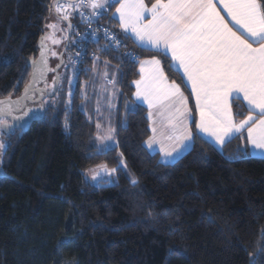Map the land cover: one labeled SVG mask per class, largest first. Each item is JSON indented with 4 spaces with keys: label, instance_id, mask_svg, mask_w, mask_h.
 Wrapping results in <instances>:
<instances>
[{
    "label": "trees",
    "instance_id": "16d2710c",
    "mask_svg": "<svg viewBox=\"0 0 264 264\" xmlns=\"http://www.w3.org/2000/svg\"><path fill=\"white\" fill-rule=\"evenodd\" d=\"M54 1L0 0V98L26 87L38 54L48 67L57 58L59 38L45 29ZM115 6L99 21L118 33L119 45L87 42L77 69L71 57L82 17L71 15L60 83L49 99L56 103L26 132L1 135L0 264H264V158L251 156L239 133L217 148L192 124L191 147L176 160L147 149V109L133 102L140 60L158 58L194 116L195 106L167 54L120 32ZM68 60L72 70L64 74ZM104 66L116 74L117 104L94 112L90 84ZM231 105L237 117L247 113L241 101ZM108 118L115 145L99 151L96 123ZM97 165L116 169V181H88L84 170Z\"/></svg>",
    "mask_w": 264,
    "mask_h": 264
},
{
    "label": "snow or ice",
    "instance_id": "6c2138e0",
    "mask_svg": "<svg viewBox=\"0 0 264 264\" xmlns=\"http://www.w3.org/2000/svg\"><path fill=\"white\" fill-rule=\"evenodd\" d=\"M117 2L120 26L126 32L130 30L141 44L170 52L171 60L183 69L195 97L198 120L188 108L179 85L174 81L168 83L160 60L141 61L135 96L145 101L149 109L169 102L168 111L160 115L166 117L169 129L164 138L175 144L171 150L161 147L164 156L172 157L178 151L176 145L182 148L186 141L193 140L190 123L220 146L239 133L253 149L264 152V0H222L230 21L225 20L213 0H155L151 7L144 0ZM108 3L109 0H80L78 5H57V11L61 7L83 6L92 8L95 15L96 9ZM63 19H68L66 11ZM32 66L34 80L48 70L43 52L41 60L32 61ZM241 95L249 111L257 110L258 115L250 114L237 122L230 100ZM13 103L0 101L4 106L0 107V113L10 114ZM0 126L12 127L3 119ZM152 131L156 133V128ZM155 142L153 136L146 143L151 148ZM4 147L0 143V149Z\"/></svg>",
    "mask_w": 264,
    "mask_h": 264
},
{
    "label": "rangeland",
    "instance_id": "374dc122",
    "mask_svg": "<svg viewBox=\"0 0 264 264\" xmlns=\"http://www.w3.org/2000/svg\"><path fill=\"white\" fill-rule=\"evenodd\" d=\"M80 2V0H77L75 2L72 3V5H78ZM113 3L112 0H109L108 5H106L103 8L98 9V12L101 13L103 11H108L111 8V4ZM116 7V6H115ZM114 7V9H115ZM119 7V5H118ZM81 8H86L88 14L92 15L93 13H89V9H91L90 7H77V8H70L69 11V15H74V14H79ZM112 11V14L115 15L117 14L119 17V14L116 13V9L115 11ZM57 11V8H56ZM57 13H59L57 11ZM120 21V20H119ZM49 25H55V28L49 27ZM46 32H48V34H51L53 36V34H57V37L59 38V45H57V48L54 49V53L55 54H59V52L61 51V49L64 46L65 43V39H66V35H67V29L64 26V24L62 23V21L57 17V15L50 10L49 14L46 18ZM119 30L120 31H124V29L119 25ZM56 37V38H57ZM54 38V37H53ZM69 57L70 54H68ZM56 57L55 59L53 58L52 64L50 66H53L55 64L54 61H56ZM103 68V67H102ZM101 68V69H102ZM100 69V70H101ZM72 68L70 66V62L69 60L67 61L65 67H64V74L67 71H71ZM92 72H96V66H94L92 68ZM70 73V72H69ZM68 73V74H69ZM71 75V73H70ZM94 79L91 80V88H90V95L89 97H91V105H93V110L94 112H97V108L100 109L102 108V111L104 109H106L107 112L109 111H114V108L116 106V100H117V93L118 90L117 89V79H116V74L115 72L113 73L112 71H108L107 67L104 66V68L101 71L100 76L98 77V80H96V74H94ZM53 76L50 75L49 79H51ZM52 80V79H51ZM69 83H70V87L71 89L74 87L75 85V76L72 74L70 76L69 79ZM57 99L55 98L54 100H47L45 101L46 104L50 103V104H54L56 103ZM97 118H100L101 115H98V113H96ZM96 121L97 119L94 118ZM110 119L108 118V121L106 123H96V127H97V135L94 138L96 145L98 147L99 151L105 150L109 147H112L115 145V127H113L114 123L109 122ZM109 136L111 137L109 139ZM120 165L122 167L125 168V163L123 161V159L120 162ZM114 168H110L107 167L106 165H97V166H91L89 168H87L86 170H84V175L87 178L88 181H90L93 184H97L99 183L101 180H106L108 183H113L114 181H116V175H115V171H111ZM95 176V179L93 178Z\"/></svg>",
    "mask_w": 264,
    "mask_h": 264
},
{
    "label": "crops",
    "instance_id": "0c3cea01",
    "mask_svg": "<svg viewBox=\"0 0 264 264\" xmlns=\"http://www.w3.org/2000/svg\"><path fill=\"white\" fill-rule=\"evenodd\" d=\"M144 2H145V4H146L148 7H151V4L154 3L155 0H150V1H148V2H147V0H144ZM213 2L215 3L217 9L220 10L221 15L224 16L225 20H229V21H230V17H228L226 11L223 10V2H222V0H213ZM115 3H116V7H115V9H116V8L118 7L119 3L117 2V0L115 1ZM113 9H114V8H113ZM115 9H114V11H115ZM88 11H89V13H93L94 10L91 8V9H89ZM99 12H100V11H99ZM99 12H98V9L95 10V13H99ZM92 15H93V14H92ZM145 15H146V18H147V19H150V15H148L147 13H146ZM114 16H115L116 19H117V24H118V28H119V25H120L119 17H118L117 14H115ZM230 26H234V25H231V24H230ZM120 32L130 35L134 40H136L135 36L131 33L130 30L127 31V32H126L125 30H124V31H120ZM136 42H137L139 45H141V46L147 47V48H149V49H153V48H151V47H150L149 45H147V44H141L138 40H136ZM254 46H256V45H254ZM153 50H156V49H153ZM160 51H162L163 53L167 54V55L170 57V59H171V53H170V52H167V53H166L164 49H161ZM153 58L158 59V58H156V57H148V58H144V59H142V60L139 61V65H138V71H139V74H138V77H137V78L134 80V82H133V87H134V90H133V102H134V103H137V104H142V105H144V106L146 107V109H147V118H148L149 129H150V135H149L148 138L145 140V145H146L147 149H148L149 151H151V152H158V153H159V157H160V159H161L163 162H172V161L176 160L180 155H182L183 153L187 152V151L190 149V147H191V141H186V142H185V146L182 147V148H181L179 145H176L178 151L174 152L172 157H165L164 154H163V152L160 151L161 147H164L166 150H171L172 147H173V145L175 144V141L168 140V139H165V138H164V135H165L166 133L169 132V129H168V124H167V119H166V117L160 115L161 112H165V113H166V112L168 111V108H169V102L164 101V102H162V105H161V106H158V107H154V108H152V109H149L148 104H147L145 101H143L142 99H138V98L135 96V93H136V84H135V81H137V80H139V79L141 78V73H140L141 61H144V60H150V59H153ZM158 60H159V59H158ZM171 62H172L173 67H174L175 69H177V70L179 71V73L181 74V76H182V78H183V80H184V82H185L187 88L189 89V92H190V94H191V96H192V99H193V102H194V106H195V97H194V96L192 95V93H191V84H190V82L187 80V77L184 75V73H183V69H182V68H181L176 62H173L172 60H171ZM160 67H161V69L163 70L161 64H160ZM163 72H164V71H163ZM164 74H165V72H164ZM165 76H166V74H165ZM166 77H167V76H166ZM167 81H168V83L173 82V81H172L171 79H169L168 77H167ZM174 82H175V81H174ZM175 83H176V82H175ZM176 84L179 85L178 83H176ZM179 87H180V86H179ZM180 90H181V92L183 93L184 97H186V95H185L184 91L181 89V87H180ZM186 98H187V97H186ZM235 99H236V98H232V99L230 100V103H232V100H235ZM236 100L241 101V102L244 104L245 108L247 109V113H246L244 116H242V117H237V116L235 115L233 109H232V111H233V115H234V119H235L237 122H239V121L245 119V118H246L248 115H250V114L253 115L254 117H257V115H258V111H257V110H253V111L250 112V111H249V107H248V105H247V101H245V100L243 99L242 95L240 96V98H238V99H236ZM116 104H117V103H116ZM187 106H188V108H189L188 100H187ZM189 109H190V108H189ZM150 111H151V113H152L151 117L149 116V112H150ZM195 111H196L195 118L198 120V119H199V113H198V111L196 110V107H195ZM111 121H113V120H111ZM189 123H190V122H189ZM190 124H191V123H190ZM154 127L156 128V133H153V131H152V129H153ZM190 127H191V126H190ZM196 130H197V129H196ZM243 131H244L245 134L247 135L246 130H243ZM197 132H198L201 136H203L205 139L209 140V141H210L215 147H217V148L222 147V146L216 144L215 141H214L211 137H209L207 134L202 133V132H200L199 130H197ZM237 134H238V133H237ZM235 135H236V134H235ZM153 136H155V140H156V142L153 144V146H152L151 148H149V147H148V144H147L146 142L149 140L150 137H153ZM247 146H248L249 154H250L251 156L264 158V152H261L260 150L253 149L252 146H251L250 144H248V143H247Z\"/></svg>",
    "mask_w": 264,
    "mask_h": 264
},
{
    "label": "flooded vegetation",
    "instance_id": "af4514ba",
    "mask_svg": "<svg viewBox=\"0 0 264 264\" xmlns=\"http://www.w3.org/2000/svg\"><path fill=\"white\" fill-rule=\"evenodd\" d=\"M53 3H52V9L54 7V9L56 10L57 5L65 6L68 4H72L73 2H70V0H55ZM70 8L71 7H67V8L61 7V11L57 13V17L62 21V23L66 28H67V23L70 24V15H69ZM65 11L68 14V19L66 20L63 19V15ZM56 64H54L53 66H49L48 73L45 71L42 77L37 76L34 84H29V86H27L28 85L27 84L26 87L20 93H18L13 97H9L10 99L14 100L13 101L14 103L12 105V111L10 114L0 113V119L6 120L8 125L12 127L0 126V143L2 142L1 140L4 138L1 135L16 134V133L20 134L22 132H26L34 123L38 122L43 117V114L45 113L46 107L48 105L45 103V101L54 97V96L49 97L48 93H50L53 89L54 81L52 82L51 85L49 77L50 75H53L54 78L53 69L56 66ZM26 88H27V92H26ZM0 107H4V106L0 105ZM25 113H27V115H25ZM17 117H20L21 119H16ZM3 176L4 175L0 168V177Z\"/></svg>",
    "mask_w": 264,
    "mask_h": 264
},
{
    "label": "built area",
    "instance_id": "2783aa9c",
    "mask_svg": "<svg viewBox=\"0 0 264 264\" xmlns=\"http://www.w3.org/2000/svg\"><path fill=\"white\" fill-rule=\"evenodd\" d=\"M113 3L116 0H112ZM106 12V11H103ZM102 13L95 15L88 14L86 8H81L80 15L82 17V26L75 32V46L72 52L71 62L78 69L85 60V44L102 39L111 46H117L120 43V37L113 28L99 21V16Z\"/></svg>",
    "mask_w": 264,
    "mask_h": 264
},
{
    "label": "water",
    "instance_id": "95a60500",
    "mask_svg": "<svg viewBox=\"0 0 264 264\" xmlns=\"http://www.w3.org/2000/svg\"><path fill=\"white\" fill-rule=\"evenodd\" d=\"M77 0H70V2H75ZM54 4V3H53ZM53 12L57 15V11L54 9L53 7ZM70 24L67 23V35H66V39H65V43H64V46L63 48L61 49V51L59 52L58 54V58H57V64L56 66L54 67L53 69V73H54V85H53V89L50 93H48V96L49 97H52L54 96L56 90H57V87H58V84H59V81H60V76H59V70L61 69L62 65H63V55L64 53L66 52V50L68 49V45H69V41H70V37H71V25L69 26ZM44 59L46 60V64H47V59H46V56L44 54ZM35 61L39 62L41 60V54H38L37 57L34 59ZM32 60V61H34ZM32 61H31V75H30V81L28 83L27 86H29V84H34L35 83V80L33 79V73H34V69H33V66H32ZM47 69L48 66H47ZM48 73V70L46 71ZM0 101H5V102H13L14 100L13 99H10L9 97H4V98H0Z\"/></svg>",
    "mask_w": 264,
    "mask_h": 264
}]
</instances>
